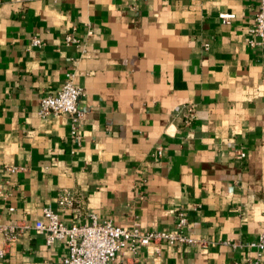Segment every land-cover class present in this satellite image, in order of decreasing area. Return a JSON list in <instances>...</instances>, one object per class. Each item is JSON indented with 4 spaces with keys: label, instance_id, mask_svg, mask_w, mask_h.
<instances>
[{
    "label": "crops",
    "instance_id": "1",
    "mask_svg": "<svg viewBox=\"0 0 264 264\" xmlns=\"http://www.w3.org/2000/svg\"><path fill=\"white\" fill-rule=\"evenodd\" d=\"M258 5L0 0V220L30 227L0 264H62L65 244L47 246L32 228L43 208L67 225L93 214L141 232L170 231L182 212L187 233L207 242L123 249L111 264L264 263V253L231 246L264 235V42L248 45ZM66 71L83 90L78 143L66 115L37 116ZM62 192L79 202L77 221L57 206Z\"/></svg>",
    "mask_w": 264,
    "mask_h": 264
},
{
    "label": "built area",
    "instance_id": "2",
    "mask_svg": "<svg viewBox=\"0 0 264 264\" xmlns=\"http://www.w3.org/2000/svg\"><path fill=\"white\" fill-rule=\"evenodd\" d=\"M222 23L228 24L234 15H219ZM250 38L248 45L255 47L262 45L264 42V0H259L258 10L254 15L251 27L248 30ZM88 36L91 32L87 33ZM66 45L77 44V41L70 36L65 39ZM33 48H40L41 41L33 37L30 40ZM74 72L66 71L64 82L60 90L55 95L42 97L38 102L37 116L40 119L50 117H59L66 115L70 121V135L78 143L80 138L78 129L80 127L83 113L78 107V101L83 94V90L74 83ZM180 112V108L175 109ZM195 119L194 110L190 106L185 107L184 123L190 126ZM162 148L157 147L151 152L154 158L162 157ZM238 159H243L245 154L238 152ZM9 174L15 173L18 169L15 167H6ZM57 206L60 209L70 210L74 220L81 216V207L75 197L69 192H62L57 200ZM13 211V209H9ZM43 220L37 221L32 228L45 236V244L51 246L56 242H63L66 247L65 256L62 264H111L117 254L123 249L130 253L136 254L140 248L153 249L156 253L160 245L164 244L169 247H190L206 246L205 240L192 238L187 233L188 218L178 212L170 231H147L141 232L137 226L130 229L115 226L109 221L101 222L96 215H89V224H71L64 223L60 215L50 208L42 209ZM29 225L25 222L15 224H4L0 220V260H3L10 246L15 243ZM228 245L229 243L224 242ZM233 248L246 247L256 252L257 256L264 253V235H260L255 241L245 245L232 244ZM264 264V263H262Z\"/></svg>",
    "mask_w": 264,
    "mask_h": 264
}]
</instances>
